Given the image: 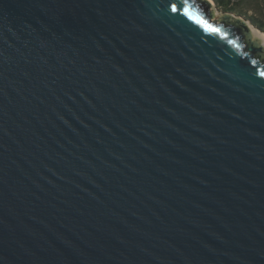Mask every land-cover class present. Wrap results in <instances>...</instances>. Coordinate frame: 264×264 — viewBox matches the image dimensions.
Returning <instances> with one entry per match:
<instances>
[{"label": "water", "instance_id": "water-1", "mask_svg": "<svg viewBox=\"0 0 264 264\" xmlns=\"http://www.w3.org/2000/svg\"><path fill=\"white\" fill-rule=\"evenodd\" d=\"M211 1L0 0V264H264V44Z\"/></svg>", "mask_w": 264, "mask_h": 264}, {"label": "trees", "instance_id": "trees-1", "mask_svg": "<svg viewBox=\"0 0 264 264\" xmlns=\"http://www.w3.org/2000/svg\"><path fill=\"white\" fill-rule=\"evenodd\" d=\"M223 14L242 17L264 33V0H213ZM234 20L231 19L230 23Z\"/></svg>", "mask_w": 264, "mask_h": 264}, {"label": "rangeland", "instance_id": "rangeland-1", "mask_svg": "<svg viewBox=\"0 0 264 264\" xmlns=\"http://www.w3.org/2000/svg\"><path fill=\"white\" fill-rule=\"evenodd\" d=\"M210 11L214 13V20H216V21L219 20V17L225 15V14L221 13V12L217 9L216 5H212Z\"/></svg>", "mask_w": 264, "mask_h": 264}, {"label": "bare ground", "instance_id": "bare-ground-1", "mask_svg": "<svg viewBox=\"0 0 264 264\" xmlns=\"http://www.w3.org/2000/svg\"><path fill=\"white\" fill-rule=\"evenodd\" d=\"M211 1V0H210ZM212 2V1H211ZM255 35L262 41V43L264 44V34L260 33L258 30H253Z\"/></svg>", "mask_w": 264, "mask_h": 264}]
</instances>
